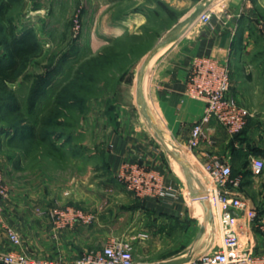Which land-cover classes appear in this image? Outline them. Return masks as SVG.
<instances>
[{
	"label": "rangeland",
	"instance_id": "374dc122",
	"mask_svg": "<svg viewBox=\"0 0 264 264\" xmlns=\"http://www.w3.org/2000/svg\"><path fill=\"white\" fill-rule=\"evenodd\" d=\"M147 1L136 6V1L129 0H0V66L7 65L6 46L15 37L25 34L34 46L20 61L14 82H0L2 176L3 166L10 162L15 172L35 170L56 176L63 184L74 177L85 191L88 186L81 179L105 163L109 145L102 150L98 144L108 128L129 114L142 116L143 124L148 123L137 95L147 59L201 0ZM132 11L146 20L113 34L116 22L125 21ZM260 13L264 17V8ZM259 30L256 24L250 28L248 55L235 72L246 102L239 105L251 112L252 144L249 147L246 131L233 135L231 141L237 147L229 155L234 157L233 164L228 161L232 176L242 178L240 194L244 191L255 200L264 191V182L248 187L243 180L264 176V171L256 174L251 166L253 157L264 160V27ZM199 190L208 196L206 183ZM134 204L143 208L137 200ZM189 207L197 210L193 202ZM146 210L144 220L132 219L131 234L119 237L131 244L137 264L176 256L183 252L182 246L199 239L194 219L167 228ZM218 243L215 230L210 248ZM101 244L95 240L96 248L91 250L101 249Z\"/></svg>",
	"mask_w": 264,
	"mask_h": 264
},
{
	"label": "crops",
	"instance_id": "0c3cea01",
	"mask_svg": "<svg viewBox=\"0 0 264 264\" xmlns=\"http://www.w3.org/2000/svg\"><path fill=\"white\" fill-rule=\"evenodd\" d=\"M129 1H136V6L146 2ZM152 1L147 2L151 4ZM195 8L177 24L175 33L169 36L172 38L169 44L147 60L145 78L138 81L142 83L141 96L137 94L139 104L149 124H143L142 116L129 114L120 116L117 119L120 124L108 128L106 136L99 138L101 144H98V149L102 150L106 143L109 145L105 163L93 167V172L81 179L88 186L85 191L80 190L79 180L74 177L63 184L56 176H47L39 171L22 172L18 169L15 172L10 162L3 166L9 196L3 201L4 212L0 218V253H23L69 262L85 252L96 251L91 250L96 248L95 240L98 245L102 243L103 248L107 239L130 235V230L135 228L132 219L144 220L148 215L146 209H149L152 218H157L158 223L167 228L183 225L186 218L194 219L199 239L182 246V250L192 247L197 251L202 249L205 240L201 232L202 216L198 206L197 210L196 207L190 210L189 205L197 196L199 187L205 184L204 162L216 155L231 160L233 164L234 157L231 155L229 158L233 151L232 136L218 127L211 131L213 143H203L193 150L188 148L191 128L204 114L206 104L202 99L187 95L186 83L197 59L210 58L219 64H228L232 93L238 104H246L236 83L235 72L244 65L243 60L248 55L250 28L255 24L261 30L264 27V17L260 13L264 0H214L209 7L212 12L211 26L202 25L199 16L194 21L190 20ZM124 17L125 21L116 22L113 34L119 35L127 25H139L146 20L143 14L133 11ZM154 128L159 130V134ZM253 129L250 120L246 128L249 147ZM160 137L168 143H163ZM234 146L237 147V144ZM89 151L86 150V154ZM128 162L142 163L159 173L164 184L178 190L180 199L170 204L166 200L137 198L117 177ZM259 181L260 184L264 182L263 174L243 180L248 187H254ZM242 193L250 206L257 210L258 220L252 229L241 235V239L249 241L256 253L264 254V191L258 192L256 200L249 193ZM135 200L141 202L143 208L136 207ZM187 202H190L189 205ZM58 206L85 209L95 215L96 221L91 225L77 224L56 232L49 215L38 214L37 211L47 213ZM6 227L20 234L21 245L10 243ZM164 259L138 264L157 263Z\"/></svg>",
	"mask_w": 264,
	"mask_h": 264
},
{
	"label": "built area",
	"instance_id": "2783aa9c",
	"mask_svg": "<svg viewBox=\"0 0 264 264\" xmlns=\"http://www.w3.org/2000/svg\"><path fill=\"white\" fill-rule=\"evenodd\" d=\"M198 20L204 26H211L212 12L209 9L202 11ZM186 93L191 98L202 99L206 104L204 114L191 128L187 144L190 150L197 149L203 143H213L211 131L218 127L225 129L231 136L239 134L251 117L249 109L239 105L232 93L228 64H219L210 58L197 59L188 75ZM251 166L254 173L260 174L264 171V160L253 157ZM203 170L215 229L219 232V243L203 255L180 264H264V254L256 253L249 241L241 239V235L252 229L258 220L257 210L240 194L242 178H234L228 160L216 155L203 163ZM117 177L139 199L166 200L170 204L180 199L177 189L164 184L159 173L142 163H125ZM8 196L7 185L0 173V218L4 212L3 201ZM37 212L49 215L56 232L73 228L77 224L91 225L96 221L94 214L73 206H58L47 213L40 210ZM6 231L12 245H21V236L15 229L6 227ZM0 264L136 263L131 244L112 238L102 249L85 252L71 263L12 252L0 253Z\"/></svg>",
	"mask_w": 264,
	"mask_h": 264
},
{
	"label": "water",
	"instance_id": "95a60500",
	"mask_svg": "<svg viewBox=\"0 0 264 264\" xmlns=\"http://www.w3.org/2000/svg\"><path fill=\"white\" fill-rule=\"evenodd\" d=\"M213 1L214 0H201L199 2V4L196 6L195 10L193 11L190 20L194 21L202 11H204L210 7V5L212 4ZM171 39L172 38L169 37V38H166L163 41L157 43L153 47V49H152L147 60H149L159 49L168 45ZM141 90H142V83L139 82L138 91H137L139 96H141ZM154 131L157 134H159L158 129L154 128ZM160 139L163 143H165V144L168 143V141L166 139L161 138V137H160ZM193 203H195L198 206V209H199L201 216H202L203 225L201 227V232L205 238L202 249L197 251V250H195L194 247H192L186 251L179 253L176 256L164 259L160 262L144 263V264H180L183 262H189L193 258H196V257L203 255L205 252H207L210 249L212 242H213V237H214V233H215L216 229H215L214 217H213V213H212L211 204H210V201L208 199L207 194L201 192V190H198V194L193 199Z\"/></svg>",
	"mask_w": 264,
	"mask_h": 264
},
{
	"label": "trees",
	"instance_id": "16d2710c",
	"mask_svg": "<svg viewBox=\"0 0 264 264\" xmlns=\"http://www.w3.org/2000/svg\"><path fill=\"white\" fill-rule=\"evenodd\" d=\"M3 9H0L2 12ZM34 46L30 43L27 35H22L15 37L10 43L6 46L8 63L6 66H0V82H14V74L19 67L20 61L23 59V56L33 50ZM243 131H246V127ZM237 139L238 136H237ZM235 142L231 141V145L234 148Z\"/></svg>",
	"mask_w": 264,
	"mask_h": 264
}]
</instances>
